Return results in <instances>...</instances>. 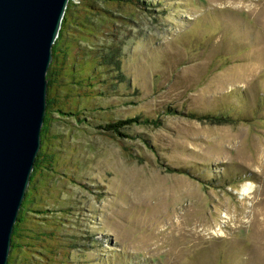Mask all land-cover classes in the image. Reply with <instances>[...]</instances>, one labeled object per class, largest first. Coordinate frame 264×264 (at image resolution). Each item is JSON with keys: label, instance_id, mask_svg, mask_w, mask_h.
I'll return each mask as SVG.
<instances>
[{"label": "rangeland", "instance_id": "1", "mask_svg": "<svg viewBox=\"0 0 264 264\" xmlns=\"http://www.w3.org/2000/svg\"><path fill=\"white\" fill-rule=\"evenodd\" d=\"M72 1L83 51L120 67L99 107L51 122L11 264H264V0ZM100 111L161 124L114 139Z\"/></svg>", "mask_w": 264, "mask_h": 264}, {"label": "water", "instance_id": "2", "mask_svg": "<svg viewBox=\"0 0 264 264\" xmlns=\"http://www.w3.org/2000/svg\"><path fill=\"white\" fill-rule=\"evenodd\" d=\"M69 0H0V264L41 148L46 72Z\"/></svg>", "mask_w": 264, "mask_h": 264}, {"label": "trees", "instance_id": "3", "mask_svg": "<svg viewBox=\"0 0 264 264\" xmlns=\"http://www.w3.org/2000/svg\"><path fill=\"white\" fill-rule=\"evenodd\" d=\"M88 1V0H86ZM107 3H123L126 5L137 4L136 0H104ZM75 6L72 0H69L65 9L64 16L61 21V26L58 31V36L52 45V59L46 72V78L48 83L46 93V113L44 116V122L41 127V150L38 152L34 168L30 175V181L25 193V197L22 201V205L19 208L17 219L14 223L12 235H11V254L8 258V263L11 264L13 260V253L21 248L22 244L28 246V243L20 242L27 237L24 233L26 230L22 225L24 218L29 215L26 210L28 209L29 199L34 191L33 182L37 179L38 170L45 164L46 150L43 145L48 137L57 138L55 134H49L50 124L53 120L63 119L60 114L67 113L73 115L76 120H80L85 110L92 111L99 107L97 100L103 99L109 95L108 91L111 89L112 83L115 82L114 69L112 68V62L115 66L120 67L119 61H111L110 56L105 57L96 53L95 50L90 53L83 51L79 41H87L89 38H93L92 31H95L94 26H89L88 23L84 24L77 20L78 16L71 17L72 8ZM93 10L90 12L94 16H103L107 14L110 16V12H106L104 8L93 6L89 2H84L77 8L78 11H87L83 6ZM76 11V10H75ZM110 13V14H109ZM71 18L77 20L76 23L81 26L84 31L75 28L74 32L70 30ZM73 32V34L69 33ZM70 37V38H69ZM105 55V54H104ZM103 71V73L101 72ZM104 108V107H103ZM103 111V110H102ZM165 111L167 113H178L175 106H168ZM99 113V111H98ZM101 122L96 125L100 129V133L110 138H122L127 137L128 134L123 131L128 125L133 123L150 124L159 126L161 120L159 118L142 117L139 115L130 116L126 118H114L108 114L100 111ZM193 117L198 119H212L215 116L209 114H192ZM121 142V140H120ZM125 150L129 149L123 144ZM128 151V150H127ZM130 153V152H128Z\"/></svg>", "mask_w": 264, "mask_h": 264}, {"label": "bare ground", "instance_id": "4", "mask_svg": "<svg viewBox=\"0 0 264 264\" xmlns=\"http://www.w3.org/2000/svg\"><path fill=\"white\" fill-rule=\"evenodd\" d=\"M260 7H262V5L259 6V4H258V5L253 6L252 9L255 10V11L256 10H258V11L261 10L260 19H261V22L264 24V8L261 9ZM263 7H264V5H263ZM251 189H252L251 185L244 186L242 188V193L247 195L250 192ZM261 222L264 223V218H263V220Z\"/></svg>", "mask_w": 264, "mask_h": 264}]
</instances>
